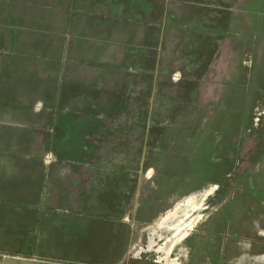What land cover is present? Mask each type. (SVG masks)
<instances>
[{"label": "rangeland", "instance_id": "1", "mask_svg": "<svg viewBox=\"0 0 264 264\" xmlns=\"http://www.w3.org/2000/svg\"><path fill=\"white\" fill-rule=\"evenodd\" d=\"M0 264H264V0H0Z\"/></svg>", "mask_w": 264, "mask_h": 264}, {"label": "bare ground", "instance_id": "2", "mask_svg": "<svg viewBox=\"0 0 264 264\" xmlns=\"http://www.w3.org/2000/svg\"><path fill=\"white\" fill-rule=\"evenodd\" d=\"M192 198V197H191ZM193 201V200H192ZM189 202V201H188ZM188 206V205H187ZM193 207H195V206H193ZM175 209H177V208H175ZM175 211V210H174ZM187 211V210H186ZM187 213V212H186ZM170 214H171V212H170ZM193 218V217H192ZM191 218V219H192ZM169 219V218H168ZM199 219H202V218H199ZM171 220V219H170ZM163 222V221H162ZM188 222V221H187ZM198 222V221H197ZM197 222H196V224H197ZM162 226V225H161ZM187 229V228H186ZM188 230V229H187ZM191 230V229H190ZM160 233V232H159ZM185 233V232H184ZM174 234V233H173ZM189 234V233H188ZM188 236V235H187ZM181 240V239H180ZM179 242V241H178ZM181 242V241H180ZM176 244V243H175ZM175 244H174V246H175ZM173 247V246H172ZM163 249V248H162ZM168 257V256H167Z\"/></svg>", "mask_w": 264, "mask_h": 264}]
</instances>
